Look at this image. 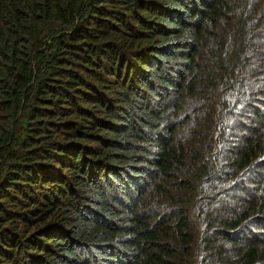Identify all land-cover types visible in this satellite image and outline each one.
<instances>
[{
  "label": "trees",
  "instance_id": "trees-1",
  "mask_svg": "<svg viewBox=\"0 0 264 264\" xmlns=\"http://www.w3.org/2000/svg\"><path fill=\"white\" fill-rule=\"evenodd\" d=\"M0 264H264V0H0Z\"/></svg>",
  "mask_w": 264,
  "mask_h": 264
}]
</instances>
